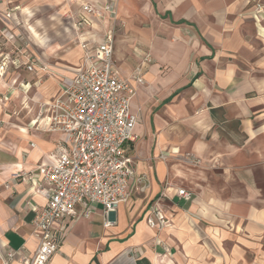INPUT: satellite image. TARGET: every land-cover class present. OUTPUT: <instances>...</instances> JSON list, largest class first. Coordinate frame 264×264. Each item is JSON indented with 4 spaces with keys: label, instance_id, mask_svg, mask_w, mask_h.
<instances>
[{
    "label": "crops",
    "instance_id": "1",
    "mask_svg": "<svg viewBox=\"0 0 264 264\" xmlns=\"http://www.w3.org/2000/svg\"><path fill=\"white\" fill-rule=\"evenodd\" d=\"M263 2L0 0V49L9 60L0 77V264L9 248L35 252L31 221L45 204L12 175L66 147L41 108L83 64L82 44L92 50L108 36L120 76L145 72L130 101L137 122L128 145L141 189L118 205L111 226L99 206L63 220L67 231L47 264H264ZM58 3L67 25L54 41L30 19ZM82 4L96 13L80 24ZM23 52L39 60L37 73L20 63ZM153 202L163 226L146 222Z\"/></svg>",
    "mask_w": 264,
    "mask_h": 264
},
{
    "label": "built area",
    "instance_id": "2",
    "mask_svg": "<svg viewBox=\"0 0 264 264\" xmlns=\"http://www.w3.org/2000/svg\"><path fill=\"white\" fill-rule=\"evenodd\" d=\"M94 13V6L82 4L79 23H87L88 16ZM82 47L86 50L83 64L74 71L61 95L41 108L46 129L63 135L65 150L51 162L12 175L29 182L31 189L45 199L31 221L36 250L28 255L9 248L2 256V264H47L67 231L63 220L70 223L79 215L87 217L99 206L105 226H111L115 223L111 214L118 205L141 189L139 182L143 178L135 175L128 145L136 141L137 115L131 111L130 101L136 93L135 84L144 81L142 67L138 66L130 77L120 76L112 60L111 36L92 50L86 44ZM22 57L18 62L29 71L39 62L24 52ZM8 62L0 49V77ZM176 193L184 198L190 195L184 189ZM78 206L82 210L78 211ZM166 221L165 213L153 202L147 224L163 226Z\"/></svg>",
    "mask_w": 264,
    "mask_h": 264
},
{
    "label": "rangeland",
    "instance_id": "3",
    "mask_svg": "<svg viewBox=\"0 0 264 264\" xmlns=\"http://www.w3.org/2000/svg\"><path fill=\"white\" fill-rule=\"evenodd\" d=\"M134 1L136 2V4L139 5V0H134ZM257 4H258V7H259V12H263V10H264V2L263 3H257ZM59 8H60L59 3L56 4V6L54 8H50V7L44 8L42 11L37 12L35 14V16L30 19V23L34 24L35 29L37 31L42 32L45 29H47V31H48V29L50 28L51 29L50 33L55 35L54 31H58L60 26L67 25V24H65V21L60 20V18H58L59 17L58 12L62 11V10H59ZM55 16H56V18H54ZM60 21H61V23H60ZM119 28L120 29H119L118 33H121V28H123V26L120 25ZM54 41H60V38L57 35H55ZM18 48H19V50L22 49L20 47H18ZM24 49H26V48L24 47ZM131 64H132V66L134 65V63H131ZM32 72L37 73V71H32ZM142 74L144 76V83H145V72L142 71Z\"/></svg>",
    "mask_w": 264,
    "mask_h": 264
}]
</instances>
